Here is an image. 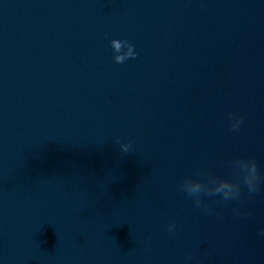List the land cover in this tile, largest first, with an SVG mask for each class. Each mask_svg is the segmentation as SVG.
Instances as JSON below:
<instances>
[{
	"label": "clouds",
	"instance_id": "9594fccd",
	"mask_svg": "<svg viewBox=\"0 0 264 264\" xmlns=\"http://www.w3.org/2000/svg\"><path fill=\"white\" fill-rule=\"evenodd\" d=\"M111 48L114 53V61L118 64L124 63L127 59H135L137 53L134 51V46L127 40L112 39L110 41ZM127 46V52H123L122 48ZM229 119L234 120L232 123V130L238 131L242 120L229 114ZM118 142V141H117ZM132 142L121 144V151L128 153L131 149ZM240 163L244 167L237 168L233 163ZM233 168V175L235 179H222L215 176L201 173L200 179L186 178L183 182L182 190L193 199L195 206H202V196H219L220 202H227L230 200H239L242 197V184L246 186L249 193H255L259 190L261 183V176L258 172L257 164L254 158L244 159L236 158L231 162ZM211 183L214 186H209ZM206 207V206H205ZM169 232L175 231V224H169Z\"/></svg>",
	"mask_w": 264,
	"mask_h": 264
}]
</instances>
